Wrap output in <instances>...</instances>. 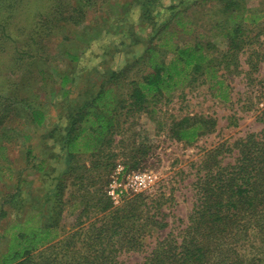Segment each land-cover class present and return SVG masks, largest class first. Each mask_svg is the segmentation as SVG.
<instances>
[{"label": "rangeland", "instance_id": "rangeland-1", "mask_svg": "<svg viewBox=\"0 0 264 264\" xmlns=\"http://www.w3.org/2000/svg\"><path fill=\"white\" fill-rule=\"evenodd\" d=\"M142 1H72L85 12V21L78 25L61 22L55 36L47 41L45 57L28 59L22 72L13 79L15 83L10 94L20 102L10 117L0 123V264L10 246H15V232L34 229L40 220L45 227L52 219H59L60 239L79 227L77 217L84 206L82 195L85 190L73 185L72 176L63 175L68 168H63L64 161L58 167L45 165L42 171L37 167L39 160L49 157L50 153L61 157L58 138L63 134L61 130L67 127L71 110L91 99L102 86L110 85L115 71L129 70L122 77L121 85L114 86V94L118 98L125 97L130 89L128 83L142 79L148 70V66L138 60L151 41L158 43V56L167 62L173 58L176 44L193 43L200 35L221 50L228 48V39L214 26V21L226 19L220 12V1L158 0L152 5L151 19L143 16ZM244 5L240 15L247 17L255 12L260 15L261 24L249 26L247 43L239 53L240 67L235 70L232 65L230 69L220 70L231 88L230 101L215 98L211 83L198 79L158 103L156 110L132 113L123 110L110 153L101 159V167L85 181L90 192L101 188L107 194L111 176L118 165H123L127 171H147L157 175L155 185L141 193L149 196V206L153 207L150 212L155 213L160 222L148 229L143 250L119 254L121 264H143L158 241L171 232L179 235L185 229L197 203L196 184L204 173L203 162L211 159L209 152L224 145L218 159L224 165L234 163L238 156V141L249 134L261 136L264 133V107L260 105L264 102V33L255 37L264 29V0H244ZM26 7L28 12L15 21L20 41L28 37V26L33 21L24 20L33 14L36 5L31 0ZM177 21L186 23V27ZM169 23L166 33L157 39L158 30ZM165 39L169 40V45L161 49L160 44ZM65 74L74 77L66 86L62 83ZM68 88L71 94L63 99L62 93ZM24 99L35 106L43 104L41 107L49 116L48 128L38 129L24 123L30 112ZM185 117L214 119L216 125L195 143L187 144L174 136L172 130L174 122ZM54 128V137L46 136ZM25 133L31 135L27 144L31 143L38 154L32 162L20 159L26 149ZM17 152L19 154L15 156ZM83 157L80 165H91L92 159ZM106 161L113 166L103 168ZM62 179L66 188L60 196L57 185ZM86 197L95 198L92 194ZM60 199H64L62 208L57 206ZM157 199H161V203L155 202ZM22 222L25 225L22 230L15 228ZM58 241L46 244L37 252ZM261 247L257 237L238 245L241 254L257 257L258 264H264Z\"/></svg>", "mask_w": 264, "mask_h": 264}, {"label": "trees", "instance_id": "trees-1", "mask_svg": "<svg viewBox=\"0 0 264 264\" xmlns=\"http://www.w3.org/2000/svg\"><path fill=\"white\" fill-rule=\"evenodd\" d=\"M72 1L33 0L35 11L24 20L33 23L28 26V37L20 41L15 21L28 12L26 6L31 4V0H0V123L10 117L20 102L10 94V89L25 62L45 57L47 41L55 36L61 22L78 25L85 21V12ZM157 1L141 2L145 18L151 19V8ZM218 1L221 2L220 12L226 19L214 21V26L228 39L226 50L219 49L200 35L193 43L172 47L174 56L167 62L158 56V43L151 41L138 60L147 65L148 70L142 79L128 83L130 89L125 97L118 98L114 94V86L121 85L122 77L129 70L115 71L110 85L102 86L91 99L69 112L67 133L58 141L67 155L68 168L63 175L72 176L73 185L85 190L82 195L84 206L77 217L79 227L60 239L59 219H52L45 227L40 220L34 229L15 232V246H10L1 264H121V252L143 250L148 229L160 222L157 215L150 212L153 207L149 206V196L139 193L117 206L101 188L90 192L85 181L90 179L89 174L101 167V159L110 153L123 110L128 109L126 113L156 110L158 103L198 79L211 83L215 98L230 101L231 88L220 70L230 69L232 65L235 70L240 67L239 53L247 43L249 26L261 24V17L255 12L242 17L240 11L245 8L244 0ZM239 17L241 19L237 21ZM230 18L235 21H229ZM177 24L186 27V23L177 21ZM169 25L158 30L157 39L162 38ZM262 33L264 29L255 37ZM168 45L169 40L165 39L160 48ZM23 101H27L25 105L30 111L24 123L34 128L42 127L44 111L26 99ZM215 125L214 119L185 117L174 122L172 130L179 140L193 144ZM55 131L56 128L49 130L46 136L54 137ZM24 137L26 162H32L38 154L31 143L27 144L31 135L25 133ZM223 147L209 152L211 159L203 162L204 173L196 184L197 203L185 229L179 235L171 232L164 240L158 241L143 264H258L257 257L248 258L238 248L239 243L252 237L259 238L264 256V133L261 136L249 134L238 141V156L234 163L224 165L218 159ZM51 155L57 157V154L50 153L49 157ZM49 157H44L45 161L37 165L39 170L48 166L46 161ZM82 157L92 159L91 165H80ZM109 166L113 163L106 161L103 168ZM57 186L61 196L66 188L64 179ZM86 194L95 198L90 199ZM155 202L161 203V199ZM63 203L64 199H60L57 206L61 207ZM24 222L15 228L22 230ZM57 239V243L37 252Z\"/></svg>", "mask_w": 264, "mask_h": 264}, {"label": "built area", "instance_id": "built-area-1", "mask_svg": "<svg viewBox=\"0 0 264 264\" xmlns=\"http://www.w3.org/2000/svg\"><path fill=\"white\" fill-rule=\"evenodd\" d=\"M261 107H264L262 102ZM157 180V175L147 171H127L123 165H118L111 176L107 194L114 205L121 204L125 198L151 189Z\"/></svg>", "mask_w": 264, "mask_h": 264}, {"label": "crops", "instance_id": "crops-1", "mask_svg": "<svg viewBox=\"0 0 264 264\" xmlns=\"http://www.w3.org/2000/svg\"><path fill=\"white\" fill-rule=\"evenodd\" d=\"M65 78H68V81L67 82H65ZM73 80H74V77H70L68 74L67 75L65 74L64 77H63L62 83H63V85L66 86L68 83L70 84V82H73ZM69 94H71V92H70V90L68 88V89H66L62 93V98L64 99V97H66V98L69 97ZM62 98L59 99V101L62 100ZM59 104L60 103H57L58 106H59ZM41 105H43V104L41 103L38 107L41 108V110H43L44 113H45V122H44L43 126L42 127H38V129H41V128H44V127L48 128L47 127V125H48L47 123L49 122V118H48L49 116H48V114L46 112V109L43 108V107H41ZM66 128L64 127L61 130V131H63V134L62 135H64L65 133H67L66 132L67 131ZM24 140H25V137H24ZM52 149H54V148H52ZM23 152L24 153H22V151L20 152V154L22 153L20 159L22 158L21 160H23V159L26 160V149ZM18 154H19V152H17L15 154V156H17ZM57 159H60V160H57ZM44 161H45V159H42V158L39 160V162H44ZM63 161L65 162V166H63V168H66L67 167V163H68L67 162V155H66V152L64 150H61V157L60 158H57V157L56 158H53V157H51V158L47 159L46 163H48V167H50V166L58 167V166H60V162H63ZM64 162H63V164H64Z\"/></svg>", "mask_w": 264, "mask_h": 264}]
</instances>
